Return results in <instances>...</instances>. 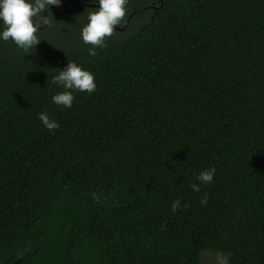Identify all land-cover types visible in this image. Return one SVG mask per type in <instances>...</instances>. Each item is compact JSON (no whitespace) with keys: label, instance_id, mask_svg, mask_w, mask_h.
<instances>
[{"label":"trees","instance_id":"trees-1","mask_svg":"<svg viewBox=\"0 0 264 264\" xmlns=\"http://www.w3.org/2000/svg\"><path fill=\"white\" fill-rule=\"evenodd\" d=\"M73 1L53 40L0 41V264H264V0H126L94 55ZM67 61L96 88L65 108Z\"/></svg>","mask_w":264,"mask_h":264},{"label":"clouds","instance_id":"clouds-1","mask_svg":"<svg viewBox=\"0 0 264 264\" xmlns=\"http://www.w3.org/2000/svg\"><path fill=\"white\" fill-rule=\"evenodd\" d=\"M61 0H0V41H11L24 53L31 52L39 43L41 38L37 36L39 23L36 21L38 15L44 17L47 23L45 9L50 5H58ZM97 7L89 11L87 21L80 29L81 40L93 47L88 48V54H95V46H104V37L111 35L113 29L125 14L126 0H94ZM53 84L60 87V91L51 96V101L65 108L71 107L74 91H87L92 93L96 88L94 73L82 65L67 61L63 68L51 76ZM41 124L49 130L59 127L56 120L51 119L46 111L37 114ZM214 167L205 168L196 175V180L202 184L213 181ZM194 191L199 190L196 183H192ZM206 203V194L200 199V204ZM181 205L180 199L176 198L171 208L176 211ZM226 256L222 264L226 262Z\"/></svg>","mask_w":264,"mask_h":264},{"label":"rangeland","instance_id":"rangeland-1","mask_svg":"<svg viewBox=\"0 0 264 264\" xmlns=\"http://www.w3.org/2000/svg\"><path fill=\"white\" fill-rule=\"evenodd\" d=\"M73 2L94 3V0H74ZM125 11H126V8H125ZM124 16L121 17L120 21L124 18ZM36 34L39 38H41V40L42 39L46 40V42H49V40H53V38L56 36L54 30H49L45 32L37 31ZM222 259H223V256L214 250L208 249L202 252L203 264H222ZM225 264H227V262H225Z\"/></svg>","mask_w":264,"mask_h":264},{"label":"water","instance_id":"water-1","mask_svg":"<svg viewBox=\"0 0 264 264\" xmlns=\"http://www.w3.org/2000/svg\"><path fill=\"white\" fill-rule=\"evenodd\" d=\"M62 1V0H61ZM89 5H92V6H95V5H97V4H95V3H89ZM80 8H82V6H80ZM69 10L70 11H72V7L70 6V4H69ZM45 14H47V10H45ZM133 12L129 15V17H128V19H127V21H126V24L124 25V26H119L118 24L115 26V28H117V29H126L127 28V26H128V23H129V21H130V18L133 16ZM46 20H47V23H44V24H42V25H40L39 27H42V28H44V27H46L47 26V24H48V19H47V16H46Z\"/></svg>","mask_w":264,"mask_h":264},{"label":"flooded vegetation","instance_id":"flooded-vegetation-1","mask_svg":"<svg viewBox=\"0 0 264 264\" xmlns=\"http://www.w3.org/2000/svg\"><path fill=\"white\" fill-rule=\"evenodd\" d=\"M39 26H40V25H39ZM39 26H38V27H39Z\"/></svg>","mask_w":264,"mask_h":264}]
</instances>
